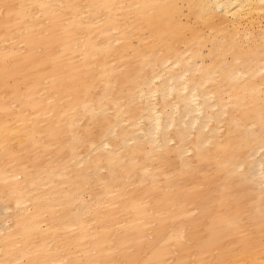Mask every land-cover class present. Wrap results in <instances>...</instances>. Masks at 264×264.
<instances>
[{
	"label": "bare ground",
	"instance_id": "1",
	"mask_svg": "<svg viewBox=\"0 0 264 264\" xmlns=\"http://www.w3.org/2000/svg\"><path fill=\"white\" fill-rule=\"evenodd\" d=\"M4 3L0 264H264V0Z\"/></svg>",
	"mask_w": 264,
	"mask_h": 264
},
{
	"label": "rangeland",
	"instance_id": "2",
	"mask_svg": "<svg viewBox=\"0 0 264 264\" xmlns=\"http://www.w3.org/2000/svg\"><path fill=\"white\" fill-rule=\"evenodd\" d=\"M2 18H3L2 15H0V20H1ZM3 22H4V21H0V23H3ZM4 54H5V52H4ZM10 61H11V57H6V59H5V63H6V64H5V65H8V66H9ZM8 83H9V84L11 83V80H10V79L8 80ZM2 117H4V115L0 113V123L3 122ZM172 143H173V142H172ZM187 155H188V156L192 155V152H187ZM258 155H260V153H259V154H258V153H255L254 156L258 157ZM5 160H6V158L4 159V161H5ZM101 172H102V173H106L107 171H106V170H102ZM137 176H138V175H137ZM138 177H139V176H138ZM144 184H145V181L139 180L137 183L130 185L129 188H130V189H134V188L140 187V190H139V191H142V190L144 189V188H143ZM263 208H264V205H263ZM5 213L8 214L9 211L5 210L4 208H3L2 210L0 209V220H1L2 216H3ZM197 213H198V212H197ZM195 214H196V213H195ZM252 228L254 229V228H256V227L251 226L248 230H244V234L248 235V234L252 233ZM256 229H258V228H256ZM3 233H5V232H2L1 234H3ZM258 238H259V240H260V239H263V240H264V231H260V230H259ZM222 246H223V245H222ZM69 247H71V246H69ZM223 247H225V246H223ZM238 250H240V249L238 248ZM79 254H80V253H79ZM79 254H78V256L81 258L82 256H81V254H80V255H79ZM25 261H26V257H22V258L19 260V262H21V263H24Z\"/></svg>",
	"mask_w": 264,
	"mask_h": 264
},
{
	"label": "snow or ice",
	"instance_id": "3",
	"mask_svg": "<svg viewBox=\"0 0 264 264\" xmlns=\"http://www.w3.org/2000/svg\"><path fill=\"white\" fill-rule=\"evenodd\" d=\"M16 5L4 3L0 5V15H4L6 18H11L12 16L16 15L14 9L16 8ZM23 7L22 5L20 6ZM61 264H66V262H61ZM227 264V262H226Z\"/></svg>",
	"mask_w": 264,
	"mask_h": 264
}]
</instances>
